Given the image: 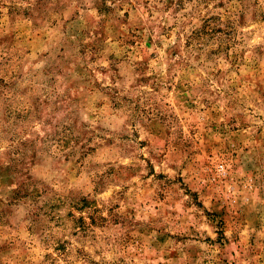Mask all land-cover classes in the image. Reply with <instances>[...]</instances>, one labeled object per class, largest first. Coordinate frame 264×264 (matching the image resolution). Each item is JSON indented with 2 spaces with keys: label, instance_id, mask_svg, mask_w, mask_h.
Masks as SVG:
<instances>
[{
  "label": "rangeland",
  "instance_id": "rangeland-1",
  "mask_svg": "<svg viewBox=\"0 0 264 264\" xmlns=\"http://www.w3.org/2000/svg\"><path fill=\"white\" fill-rule=\"evenodd\" d=\"M0 264H264V0H0Z\"/></svg>",
  "mask_w": 264,
  "mask_h": 264
}]
</instances>
